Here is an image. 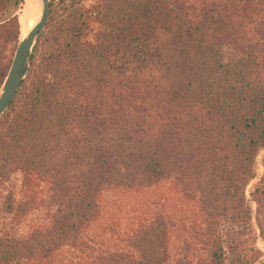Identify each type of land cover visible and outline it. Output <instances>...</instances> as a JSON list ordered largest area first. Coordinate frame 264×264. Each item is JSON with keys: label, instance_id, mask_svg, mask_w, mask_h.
<instances>
[{"label": "trees", "instance_id": "1", "mask_svg": "<svg viewBox=\"0 0 264 264\" xmlns=\"http://www.w3.org/2000/svg\"><path fill=\"white\" fill-rule=\"evenodd\" d=\"M23 2L0 0V87ZM49 7L0 117V221H14L0 264H264V156L246 196L264 149V0Z\"/></svg>", "mask_w": 264, "mask_h": 264}, {"label": "water", "instance_id": "2", "mask_svg": "<svg viewBox=\"0 0 264 264\" xmlns=\"http://www.w3.org/2000/svg\"><path fill=\"white\" fill-rule=\"evenodd\" d=\"M49 3L50 0H38L37 5L36 3L33 5L36 6L35 9L31 7L27 10L29 18H37L26 36L23 38L19 36L8 71L0 87V117L11 105L28 73L33 47L49 19Z\"/></svg>", "mask_w": 264, "mask_h": 264}, {"label": "rangeland", "instance_id": "3", "mask_svg": "<svg viewBox=\"0 0 264 264\" xmlns=\"http://www.w3.org/2000/svg\"><path fill=\"white\" fill-rule=\"evenodd\" d=\"M22 10H23V5L22 7L16 12V14L18 15V20L21 19V14H22ZM21 25V23H19V26ZM22 28V26H21ZM22 30V29H21ZM264 156V149L261 150L259 153H258V156H257V167H256V178L248 185V187L246 188V196L249 198V192L250 190L252 189L253 185L258 181V179L261 177L262 175V171H263V168H262V165H261V159L262 157ZM13 187L14 191H15V198L16 199H19L20 197V191H21V176L20 175H14L10 181V184H9V189ZM4 195V194H2ZM2 195H0V201H1V198H2ZM252 205V208L254 209L255 208V204L254 203H251ZM133 214L131 213L130 216L128 218H130ZM12 217L11 216H8L6 215V218H4V221L3 222L2 220L0 221V223H12L11 224V227H14V221L11 219ZM41 218V213L37 212V211H32V212H29L27 215H25L19 222V224H17L15 226V230L14 232L20 236V237H24V236H27L29 233H30V230L32 228L33 225H35V223H37L39 221V219ZM126 223V222H125ZM262 242V245H263V248L260 246V243ZM258 248L263 252L264 254V242L259 238L257 239V242H256ZM67 256V253L64 252L63 253V256L62 257H66ZM61 259V258H60ZM263 259H264V256H263Z\"/></svg>", "mask_w": 264, "mask_h": 264}, {"label": "bare ground", "instance_id": "4", "mask_svg": "<svg viewBox=\"0 0 264 264\" xmlns=\"http://www.w3.org/2000/svg\"><path fill=\"white\" fill-rule=\"evenodd\" d=\"M37 5L38 0H24L23 2V10H22V14H21V19L20 22V38H23L26 36V34L28 33V31L31 29V27L34 25L36 18H29L27 16V10L30 9L31 7L35 9L36 6L33 5ZM32 5V6H31ZM22 26V28H21ZM22 29V30H21Z\"/></svg>", "mask_w": 264, "mask_h": 264}]
</instances>
